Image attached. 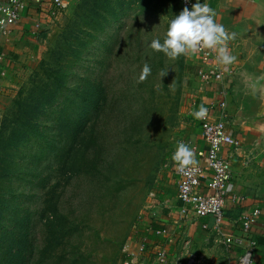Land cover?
I'll list each match as a JSON object with an SVG mask.
<instances>
[{"label": "crops", "instance_id": "crops-1", "mask_svg": "<svg viewBox=\"0 0 264 264\" xmlns=\"http://www.w3.org/2000/svg\"><path fill=\"white\" fill-rule=\"evenodd\" d=\"M7 0H0L6 2ZM216 13L215 20L235 38L227 41L236 60L227 65L221 83L204 84L197 72L204 68L201 59L192 52L186 54L187 73L179 110V122L169 138L168 147L156 175L155 184L143 207L140 221L128 238L123 264H150L154 249L163 247L169 261H181L195 254L200 264H238L241 248L227 251L214 233L213 217H196L183 208L177 198L180 178L172 155L178 143L190 144L206 153L208 147L201 137L199 119L193 112L200 105L208 108L211 116L220 113L219 105L226 104L231 136L239 141L235 153L223 148L224 157L231 161V179L226 185L223 233L241 235L235 221L242 211L258 208L261 215L252 227L250 238L256 242L253 263L264 264V102L249 90V80L264 70V37H259L251 19L252 11L244 0H200ZM70 4V3H69ZM48 1L39 5L33 0L26 4L20 19L10 27L9 35L0 36V115L4 107L17 95L26 79L37 66L40 38L46 34L54 16ZM36 27L39 30L36 31ZM222 66V65H221ZM197 165L204 168L203 159L194 154ZM205 170L202 185L209 181ZM205 191V188L204 190ZM236 197L238 201L232 198ZM147 250L140 252L141 244Z\"/></svg>", "mask_w": 264, "mask_h": 264}, {"label": "trees", "instance_id": "trees-1", "mask_svg": "<svg viewBox=\"0 0 264 264\" xmlns=\"http://www.w3.org/2000/svg\"><path fill=\"white\" fill-rule=\"evenodd\" d=\"M128 1L84 0L76 20L63 34L57 47L48 53L47 59L49 58L51 62L40 63L35 74L38 81L33 78L30 82L32 87L27 91L23 87L20 88L3 117L0 126V264H26L33 258V249L29 251L28 248L27 235L22 237L12 233L13 238L10 239L3 236L5 229L2 221L6 219L7 203L10 201L6 197L15 196L10 187V178L15 171L9 172L8 168L21 148L25 146L28 148L32 140L43 137L42 120L53 114L50 110L57 102L67 80L66 68L80 58L89 39L94 37L83 28L102 31L100 24L103 21L108 22L106 17H112L111 22H114L116 18L118 19L119 13L125 12V7L137 3L140 4L141 12L147 11L154 3V6L161 7L162 12L171 18L182 10L178 0H131L130 4ZM167 26L168 23L165 25V31ZM185 55L171 59L176 75L170 79V84L175 92L170 96V106L159 115L158 128L153 133L145 129L150 125L148 110L144 108L140 113L134 112L130 103H123L125 94L121 96L115 94L113 84L107 87L106 93L104 88L84 89L77 100L68 101L65 107L58 111L56 124L59 129L69 132L70 136L66 141L69 147L66 152H62L58 181L45 194L44 207L39 216L43 231V247L39 249L37 261L34 263L32 260V264L83 263L81 260L84 255L78 246L70 245V251H66L73 237L81 236L82 231L72 222L74 219H70L72 212V214L59 212L61 195L73 181L86 186L87 197L84 203L89 204L90 198L92 201L94 198L101 200L105 199L111 190L118 191L117 187L127 169L130 168L129 175L133 176L137 172L136 166L141 164L143 167L147 166L149 175L146 180L148 188H151L154 175L162 163L170 132L177 122L176 111L182 79L188 71ZM68 58L74 62L66 61ZM117 58L122 56L117 54ZM157 65L163 66V61L158 64L151 61L149 66L153 71ZM165 90L168 95L169 88L166 85ZM69 109H72L73 114L71 112L66 114ZM130 153L133 158L131 167H125L124 157ZM31 172L27 171L30 174ZM100 207L104 208L102 202ZM74 221H77V218ZM26 225H22L21 228ZM122 246L118 252L120 264L127 260L126 255L121 252Z\"/></svg>", "mask_w": 264, "mask_h": 264}, {"label": "rangeland", "instance_id": "rangeland-1", "mask_svg": "<svg viewBox=\"0 0 264 264\" xmlns=\"http://www.w3.org/2000/svg\"><path fill=\"white\" fill-rule=\"evenodd\" d=\"M83 1H71L65 11L57 13L53 18L50 29L38 42L37 66L22 85L24 90L27 91L32 87L30 82L33 78L38 81L35 74L38 72L40 63L51 62L48 60L49 58L47 59L48 53L57 47L63 34L76 20ZM130 1H128L129 4ZM153 4L147 11L142 12L139 3L131 7L127 6L124 9L125 12L119 13L118 19L116 18L114 22H111L112 17H106L108 22L103 21L100 24L103 28L102 31L83 28L94 37L89 39L86 49L76 62L71 58L66 60L74 63L65 70L67 80L57 102L50 110V113L53 114L42 120L43 137L32 140L28 148L27 146L21 148L16 159L10 163L9 172L15 171L13 177L10 178V187L15 196L6 197L10 201L7 203L6 219L2 221L5 229L3 236L10 239L13 238L12 233L22 237L27 235L29 251L33 249L32 260L34 263L39 256V249L43 247V231L39 216L44 207L45 194L58 181L62 152H66L69 147L66 142L70 136L69 132L59 129L56 124L58 111L65 107L68 101L77 100L84 89L101 90L104 88L106 93L107 87L113 84L115 94L117 96L125 94L126 98L123 103H130L134 112L140 113L144 108L148 110L150 125H147L145 129L153 133L158 128L159 115L170 106V96L175 92L171 89L170 79L175 77L176 69L172 66V58L152 50L150 43L156 38L163 40L166 32L165 25L171 17H167L161 7ZM157 4H159L158 1ZM117 54L122 58H117ZM161 60L163 66L157 65L145 80L139 79L144 64L150 65L151 61L158 64ZM162 72L167 74L161 78ZM186 73L182 79L176 111L177 122L171 130L169 138L179 122ZM165 85L169 88L168 95ZM16 96L2 110L0 126ZM70 112L73 114L72 109L67 110L66 114ZM93 118L92 116V120ZM23 156L26 158L22 159ZM38 159L40 161H37ZM132 159L131 153L126 154L123 160L124 166L131 167ZM136 169L137 172L131 176L129 175L131 170L128 168L127 173L122 175L123 180L117 187L118 191L111 190L105 199L94 198L92 201L90 198L89 204L84 203V199L87 197L86 186H82L77 181H73L61 195L59 212L61 214L73 213L74 215L72 214L70 219L77 218V221L73 220L72 222L78 225L79 230L82 231L81 236L73 237L71 244L67 245L66 251H70V245L78 246L84 255L81 260L82 264H114L115 259L116 264H120L118 260L120 247L123 245L121 250L123 254L134 226L140 221L141 211L154 187L158 173L157 171L154 175L151 188H148L147 166L143 167L139 164ZM28 170L32 171L31 174L27 173ZM99 201L104 204L103 209H101ZM25 224L27 225L21 228ZM32 260L26 264H32Z\"/></svg>", "mask_w": 264, "mask_h": 264}, {"label": "built area", "instance_id": "built-area-1", "mask_svg": "<svg viewBox=\"0 0 264 264\" xmlns=\"http://www.w3.org/2000/svg\"><path fill=\"white\" fill-rule=\"evenodd\" d=\"M32 0H7L0 2V36L5 37L10 33V27L13 26L21 16L26 4ZM39 5H44L45 1L52 6L50 15L56 16L57 13L65 11L69 3L73 0H33ZM181 8L191 9L196 0H178ZM39 27H36V31ZM193 54L197 55L204 68L197 72L200 82L207 84L210 82L221 83L225 78L226 66L220 65L216 61V51L202 47ZM220 113L213 117L207 109V116L200 120L201 137L206 143L208 150L204 154L197 147L189 145L194 154L201 157L204 162V168L199 165L188 168L185 172L177 171L180 178L177 190V198L183 208L191 211L196 217H213L215 224L214 233L218 236L219 242L227 251L234 248H241L242 254L238 259V264H254L253 252L256 248V242L250 238L249 234L252 227L258 221L261 211L256 208L242 211L239 218L235 221L238 225L241 235L235 236L231 233H223L222 226L224 222V207L227 199L226 185L231 179V161L229 157L222 154L223 148H230L233 152L240 149V143L234 139L229 131L230 120L226 111V104L219 105ZM205 170L209 172V181L204 187L202 179L205 177ZM205 188V191H203ZM234 201L242 200L236 197ZM147 250L145 243L141 244L140 252ZM154 260L150 264H200L199 258L195 254H188L181 261H169L167 252L163 247L154 249Z\"/></svg>", "mask_w": 264, "mask_h": 264}, {"label": "clouds", "instance_id": "clouds-1", "mask_svg": "<svg viewBox=\"0 0 264 264\" xmlns=\"http://www.w3.org/2000/svg\"><path fill=\"white\" fill-rule=\"evenodd\" d=\"M215 16V11L207 3L196 0L191 9L184 7L178 15L168 21L163 40L153 39L150 48L169 58L176 59L181 55L206 47L216 51L218 64L230 65L236 60V57L230 53L227 41L234 39L236 34L228 33L223 25L216 22ZM151 72V67L144 64L139 79L145 80ZM166 74V72H162L161 78ZM193 116L196 119H205L207 109L200 105L198 110L193 112ZM172 160L177 171L181 173L198 163L194 157L193 149L183 142L178 143Z\"/></svg>", "mask_w": 264, "mask_h": 264}, {"label": "water", "instance_id": "water-1", "mask_svg": "<svg viewBox=\"0 0 264 264\" xmlns=\"http://www.w3.org/2000/svg\"><path fill=\"white\" fill-rule=\"evenodd\" d=\"M252 11L251 19L255 25L259 37H264V0H244ZM249 90L258 95L264 102V70L249 80ZM264 126V116L261 117ZM264 138V135H263Z\"/></svg>", "mask_w": 264, "mask_h": 264}]
</instances>
